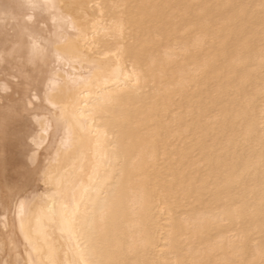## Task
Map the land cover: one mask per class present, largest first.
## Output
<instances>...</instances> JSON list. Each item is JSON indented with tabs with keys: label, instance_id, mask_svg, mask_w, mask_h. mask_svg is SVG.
Segmentation results:
<instances>
[{
	"label": "bare ground",
	"instance_id": "obj_1",
	"mask_svg": "<svg viewBox=\"0 0 264 264\" xmlns=\"http://www.w3.org/2000/svg\"><path fill=\"white\" fill-rule=\"evenodd\" d=\"M0 264H264V0H0Z\"/></svg>",
	"mask_w": 264,
	"mask_h": 264
}]
</instances>
